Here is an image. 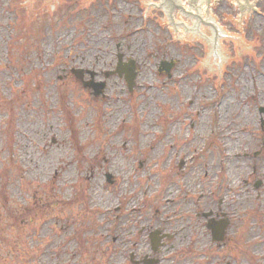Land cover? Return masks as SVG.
I'll list each match as a JSON object with an SVG mask.
<instances>
[{
    "label": "rangeland",
    "instance_id": "rangeland-1",
    "mask_svg": "<svg viewBox=\"0 0 264 264\" xmlns=\"http://www.w3.org/2000/svg\"><path fill=\"white\" fill-rule=\"evenodd\" d=\"M144 2L0 0V264H133L140 224L177 233L141 241L157 264L264 257V0H209L217 30L251 43L218 40L221 74ZM219 206L215 242L201 213Z\"/></svg>",
    "mask_w": 264,
    "mask_h": 264
},
{
    "label": "water",
    "instance_id": "water-1",
    "mask_svg": "<svg viewBox=\"0 0 264 264\" xmlns=\"http://www.w3.org/2000/svg\"><path fill=\"white\" fill-rule=\"evenodd\" d=\"M225 1L229 4L236 3L238 12H255V0ZM144 4L148 8L167 12V29L176 32V40H180V32H183L187 36L196 34L197 41L207 43L199 68L205 67L221 74L227 62V53L225 49L220 48L218 40H236L238 49L250 50L251 43L217 30L215 18H209V0H159V4L148 2H144ZM162 66L169 72L173 63L168 64L163 61ZM121 67L122 64L118 66L117 72L122 75V72L125 71L129 87L132 89L136 76L135 65L131 63L124 66L127 68ZM74 72L79 78L83 79L82 71L74 70ZM84 85L93 87L96 95L101 93L105 87L104 82L94 81V73H92V80L84 81ZM260 110L264 111L262 108ZM210 214L204 213V216H209ZM223 221H217L216 219L209 220L208 227L212 229L214 240L219 241L223 239V233L229 220ZM151 236L155 245V235L152 234Z\"/></svg>",
    "mask_w": 264,
    "mask_h": 264
},
{
    "label": "flooded vegetation",
    "instance_id": "flooded-vegetation-1",
    "mask_svg": "<svg viewBox=\"0 0 264 264\" xmlns=\"http://www.w3.org/2000/svg\"><path fill=\"white\" fill-rule=\"evenodd\" d=\"M209 212L211 213L208 217L209 219H223L229 220V223L226 226V229L228 230L229 225L232 222V219L228 216V213L222 209L221 206L218 207L217 210L210 209ZM203 214V213H201ZM209 222H207L208 226ZM139 235H140V245L141 248H139L137 251L133 250L130 254V259L133 264H157L159 262L158 258H155L154 256H151L148 252V246L143 247L141 244V241L144 245H147L148 242L151 241V246L154 251H160V248L165 245L167 239L174 238L177 233L176 231L170 233L166 231L163 227H157L156 229L149 231L146 235L145 232L147 230V227L145 224H140L139 226ZM149 230V228H148ZM152 234L155 235L156 243L154 245L152 241ZM136 238L132 239L136 244H138V239ZM159 238V239H158ZM224 245L227 244L226 240L223 242ZM227 264H231L230 262H227ZM254 264H264V257L263 258H257L254 260Z\"/></svg>",
    "mask_w": 264,
    "mask_h": 264
},
{
    "label": "bare ground",
    "instance_id": "bare-ground-1",
    "mask_svg": "<svg viewBox=\"0 0 264 264\" xmlns=\"http://www.w3.org/2000/svg\"><path fill=\"white\" fill-rule=\"evenodd\" d=\"M209 18H212V17H211V14H209Z\"/></svg>",
    "mask_w": 264,
    "mask_h": 264
}]
</instances>
